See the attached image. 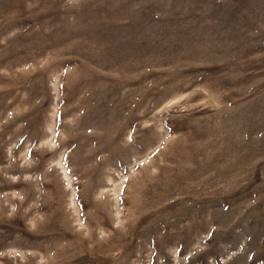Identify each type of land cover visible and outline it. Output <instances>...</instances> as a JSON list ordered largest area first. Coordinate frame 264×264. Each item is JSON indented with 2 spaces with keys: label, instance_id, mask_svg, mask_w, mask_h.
Wrapping results in <instances>:
<instances>
[{
  "label": "rangeland",
  "instance_id": "374dc122",
  "mask_svg": "<svg viewBox=\"0 0 264 264\" xmlns=\"http://www.w3.org/2000/svg\"><path fill=\"white\" fill-rule=\"evenodd\" d=\"M0 264H264V0H0Z\"/></svg>",
  "mask_w": 264,
  "mask_h": 264
}]
</instances>
